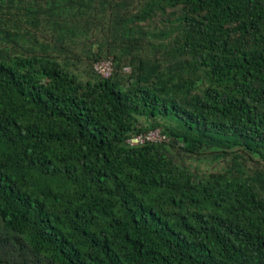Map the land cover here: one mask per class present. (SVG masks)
<instances>
[{"label": "trees", "instance_id": "trees-1", "mask_svg": "<svg viewBox=\"0 0 264 264\" xmlns=\"http://www.w3.org/2000/svg\"><path fill=\"white\" fill-rule=\"evenodd\" d=\"M0 264H264V0H0Z\"/></svg>", "mask_w": 264, "mask_h": 264}, {"label": "built area", "instance_id": "built-area-1", "mask_svg": "<svg viewBox=\"0 0 264 264\" xmlns=\"http://www.w3.org/2000/svg\"><path fill=\"white\" fill-rule=\"evenodd\" d=\"M92 68L96 74H98L101 77L107 78L111 76L113 72L112 58L107 57V58L97 60L93 62ZM162 138H163V135H161L158 130H152V131L144 132L142 134L134 135L130 137L127 140V142L129 144H137L145 140L160 141L162 140Z\"/></svg>", "mask_w": 264, "mask_h": 264}, {"label": "rangeland", "instance_id": "rangeland-1", "mask_svg": "<svg viewBox=\"0 0 264 264\" xmlns=\"http://www.w3.org/2000/svg\"><path fill=\"white\" fill-rule=\"evenodd\" d=\"M125 68L127 69V70L125 69L126 71H128V70H129V67H125Z\"/></svg>", "mask_w": 264, "mask_h": 264}]
</instances>
